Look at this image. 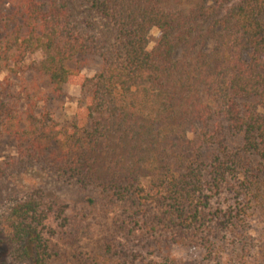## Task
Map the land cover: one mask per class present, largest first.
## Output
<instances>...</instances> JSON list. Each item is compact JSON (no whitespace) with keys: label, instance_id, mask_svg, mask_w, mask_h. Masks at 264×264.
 Returning a JSON list of instances; mask_svg holds the SVG:
<instances>
[{"label":"trees","instance_id":"16d2710c","mask_svg":"<svg viewBox=\"0 0 264 264\" xmlns=\"http://www.w3.org/2000/svg\"><path fill=\"white\" fill-rule=\"evenodd\" d=\"M76 1L80 15L69 0H0V140L18 147L0 183L47 166L98 195L91 206L123 207L117 239L85 264H264V1ZM89 56L94 75L70 67ZM69 84L78 112L63 122L48 105ZM48 218L41 189L10 199L14 257L55 256Z\"/></svg>","mask_w":264,"mask_h":264},{"label":"rangeland","instance_id":"374dc122","mask_svg":"<svg viewBox=\"0 0 264 264\" xmlns=\"http://www.w3.org/2000/svg\"><path fill=\"white\" fill-rule=\"evenodd\" d=\"M80 15L83 6L76 0H69ZM264 1V0H262ZM103 22L97 20V26L102 29ZM150 48H153L160 36L158 29H154L150 35ZM214 44H210V49ZM41 53L28 57L27 61L41 59ZM85 59V60H84ZM98 57L89 56L81 60L70 62V67L76 69L81 64V70L87 76H92L100 67ZM3 76V75H2ZM43 87H47L42 82ZM80 97V87L69 84L64 87V93L60 99H53L48 105L56 114L60 121H70L78 112V99ZM228 143L237 146L236 137L230 135ZM17 142L13 138L0 140V160L17 155ZM32 189H41L49 212L47 225L54 230L57 235L51 238L52 251L55 256L48 264H85L86 259L92 260L100 255L101 245L104 241L117 239L116 219L120 217L123 207H112L110 211L103 212L99 204L93 207L89 204V198L97 200L92 190L80 188L73 179L66 175H60L47 166H35L29 170L14 173L3 178L0 183V212L7 208L11 198L21 196V194ZM234 195V193H229ZM253 233L257 238L264 232V222L254 217L252 222ZM73 229L75 235L70 239L69 233ZM0 264H29V260L16 258L12 254L14 243L12 240L13 231L6 221L0 226ZM120 239V238H118ZM174 256L184 259L201 258L203 253L198 249L176 245L171 249Z\"/></svg>","mask_w":264,"mask_h":264}]
</instances>
